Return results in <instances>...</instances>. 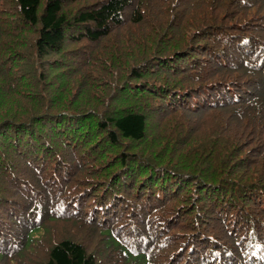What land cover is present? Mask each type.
Listing matches in <instances>:
<instances>
[{
    "label": "trees",
    "instance_id": "16d2710c",
    "mask_svg": "<svg viewBox=\"0 0 264 264\" xmlns=\"http://www.w3.org/2000/svg\"><path fill=\"white\" fill-rule=\"evenodd\" d=\"M0 264H264V0H0Z\"/></svg>",
    "mask_w": 264,
    "mask_h": 264
}]
</instances>
